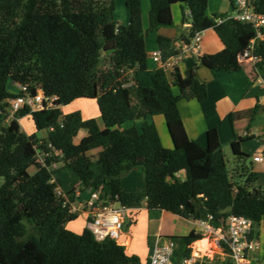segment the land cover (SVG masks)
<instances>
[{
	"label": "trees",
	"instance_id": "obj_1",
	"mask_svg": "<svg viewBox=\"0 0 264 264\" xmlns=\"http://www.w3.org/2000/svg\"><path fill=\"white\" fill-rule=\"evenodd\" d=\"M126 4L128 25L114 18L115 0H0L1 264H144L113 238L99 239L89 227L80 233L66 227L78 218L56 189L61 186L57 173L67 168L85 189L101 186L104 200L128 207L146 201L149 209H163L186 219L212 215L215 226L230 214L257 222L264 219V187L253 185L258 173L250 171L245 182L235 180L222 147L211 149L187 133L179 101L205 100L207 84L196 68L184 73L175 68L179 88L175 94L172 72L148 68L146 47L147 31L172 26L173 7L181 4L190 10L182 16L190 26L180 37V47L172 38L158 36L163 58L179 55L198 31L213 28L224 47L200 55L199 62L218 71L238 70L237 56L251 44L254 28L234 18L219 21L224 13L209 16L208 0H150L149 28L145 30L142 0H126ZM253 53L259 57L256 66L264 77V40L255 42ZM142 72L152 85L143 83ZM9 80L25 90L13 93ZM40 90L58 97L55 107L33 111L25 106L7 121L10 99L24 93L36 95ZM83 97L97 101L104 127L95 117L84 118L79 110L64 113L63 105ZM257 112L258 105L232 111L229 119L234 128L236 120L252 119ZM26 114L32 115L37 130L33 135L21 128L19 117ZM157 115L166 119L173 148L163 145L156 123L149 121ZM136 120H143L140 128ZM125 123L132 125L123 128ZM81 129L88 134L76 143ZM249 138L235 134L231 142L240 162L250 156L242 148ZM38 148L51 154L46 165L39 160ZM96 149L100 151L94 157ZM53 162L62 165L52 170ZM32 166L36 167L33 173ZM139 166L144 170L145 187L124 190L122 176ZM181 171L186 173L183 180ZM171 237L181 257L191 255L192 244L203 234L193 229ZM224 264L233 262L228 258Z\"/></svg>",
	"mask_w": 264,
	"mask_h": 264
},
{
	"label": "crops",
	"instance_id": "obj_2",
	"mask_svg": "<svg viewBox=\"0 0 264 264\" xmlns=\"http://www.w3.org/2000/svg\"><path fill=\"white\" fill-rule=\"evenodd\" d=\"M115 4L114 18L119 23L128 25L130 23V11L126 4V0H115ZM149 9L150 0H142L143 23L145 30L149 28ZM231 11L232 0H208L207 14L209 16H213L216 13L229 14ZM183 12L189 15L190 10L186 8V6L175 4L173 7L174 24L172 26H163L156 30L147 31L146 47L149 54V69L158 67V65L155 64L156 62L153 58V52L160 50L158 43L159 35L170 37L175 41V44L178 47L182 46L180 37L183 32L188 31L190 26V22L183 23ZM223 47L224 44L216 31L213 28H209L203 32L200 52L197 54H189L177 61L176 68L182 73L189 68H196L199 78L204 81L208 87V97L203 101L197 99H181L179 101L180 112L187 133L192 139H197L211 149L222 147L225 154L227 148H232L231 142L234 139L235 134L239 136H251L252 138L247 139L243 143L242 148L246 153L251 154L250 158L254 165L253 171L258 173V179L253 185L261 186V184H264L262 183V179H264V89L256 79L252 65L248 61L241 63L240 69L231 71L210 69L199 62L200 55L204 53L218 52L222 50ZM169 71L170 73L174 72V70ZM170 75L173 79L172 89L175 94H178L179 88L174 79V73ZM141 79L145 85H152L151 79L145 72L141 73ZM13 87L16 89V93H19L21 90L20 86L15 82H13ZM261 95L262 100H259V96ZM74 101H77V99ZM73 104L76 105L75 110L81 111L84 118L95 117L101 127L105 126L100 112L95 114L87 113L85 111L86 107L84 102H74ZM257 105L258 112L252 119L248 117L238 119L234 122L233 128L229 119L230 112L248 110ZM66 106L67 105H63L62 109ZM161 116L163 115L151 117L149 118V121H154L156 123L163 145L168 148H173L174 143L170 132L169 141L171 142V146L170 142H165L161 133L160 124L167 126L166 119L164 118V120H162ZM139 122L143 123V120L135 121L137 127ZM87 134V129H81L75 137V142L78 143L82 137ZM99 151V149L93 151L92 154L94 157L97 156ZM256 154H262L263 160L255 161L254 156ZM61 165L62 164L60 163L59 167ZM95 170L98 171L97 169ZM142 172H144V170H131L124 174L122 176L123 189L126 191L143 189L145 184L142 180L141 183H137L138 185L133 184V178L139 175V177H142ZM179 177L182 180L185 179L186 173L181 171ZM57 178H59V176H57ZM73 178L72 185L69 187L64 186L62 187V190L67 194L70 192H72V194L80 193L82 198H88L89 189L84 188L76 174ZM136 186H140V189H137ZM129 208L128 214L130 216H135V221L131 227H134V230L132 232H129L128 229L123 230L121 239L118 242L124 245L129 253L137 254L144 264L147 262L149 264L152 246L159 235L182 236L188 234L193 229H196L197 231L201 230V227L192 219L183 218L163 209H149L146 201H143L140 206ZM78 217H80L79 220L68 224L71 230L80 232L85 227L90 228L88 213H80L78 214ZM167 220H171V223L185 220L187 228L180 235L177 233H165L163 230ZM133 232H136L137 235H134Z\"/></svg>",
	"mask_w": 264,
	"mask_h": 264
},
{
	"label": "built area",
	"instance_id": "obj_3",
	"mask_svg": "<svg viewBox=\"0 0 264 264\" xmlns=\"http://www.w3.org/2000/svg\"><path fill=\"white\" fill-rule=\"evenodd\" d=\"M229 18L250 24L255 30V37L249 47L238 54V61H248L252 65L256 79L264 89V77L257 69L259 57L253 53L254 44L257 40H264V2L261 0H232V11L225 17L219 19L224 21ZM204 31H198L191 42L183 47L179 55L163 58L160 50L153 52V58L158 67L165 70H174L176 63L184 56L197 54L201 49V40ZM22 90L25 87L19 85ZM56 95L47 96L43 90L36 95L27 93L10 99L9 116L7 121L16 117V113L23 107L29 106L31 110H41L55 107ZM262 100V95L259 96ZM51 147V144H49ZM38 157L43 165H46V158L51 156L50 152L38 148ZM55 154H58L56 151ZM255 161L263 160L262 154L254 156ZM59 162H53L49 166L54 170L59 167ZM56 181V176L51 180ZM102 187L90 188L88 198L84 199L80 193L68 195L61 186H58L57 193L64 198V205L69 207L72 213H88L90 228L97 238L121 239L125 216L129 207L119 201H106L101 197ZM213 216L206 219L194 220L201 227L203 238L208 240L222 253L226 254L233 264H264V219L257 222L254 219L238 214H230L220 226L212 224ZM177 241L171 236L159 235L152 246L149 257V264H204L199 256L193 252L189 256H177Z\"/></svg>",
	"mask_w": 264,
	"mask_h": 264
},
{
	"label": "rangeland",
	"instance_id": "obj_4",
	"mask_svg": "<svg viewBox=\"0 0 264 264\" xmlns=\"http://www.w3.org/2000/svg\"><path fill=\"white\" fill-rule=\"evenodd\" d=\"M156 64V63H155ZM8 88L13 92L16 93V89L13 87V82L12 80H9L8 82ZM178 94H179V89H178ZM74 102H84L85 103V111L87 113L90 114H95V113H99V107L97 104V101L93 98H89V97H83V98H79L77 99V101H73L70 104H68L66 107H64L63 111L64 113H69V112H73L76 111L75 107L76 105L73 104ZM70 106V107H68ZM74 109V110H73ZM20 125L22 130L27 134V135H33L35 132H37L33 119H32V115L31 114H26L24 116H20ZM162 120H164V116H161ZM132 125V123H125L123 125V128H128ZM160 129H161V133L163 135V138L165 140L166 143H169L170 141V136H169V131L167 129V126H163L162 124H160ZM142 126V122L138 123V127L140 128ZM38 134V133H37ZM170 146H171V142H170ZM172 148V147H171ZM226 157H227V166L228 169L230 171V173L233 175V178L239 179L243 182L246 181L248 173L250 171H253L254 165L252 163L251 160V154H249L250 156H246L245 158H243L242 162H240L237 157L234 155L232 148H227L226 150ZM94 168L97 169V165H94ZM247 170H244V169ZM132 170H143V167L139 166L136 167ZM36 171V167L32 166L30 168V172H35ZM75 172L72 169H62V171L57 173V176H59L60 180H61V188L62 187H66V186H71L72 185V181H73V176H75ZM141 174V173H140ZM140 176V175H139ZM136 176L135 178H133V184L138 185L137 183H141L142 182L145 184V176H144V172H142V177ZM3 181V178L0 177V184ZM262 183H264V179H262ZM262 187H264V184H261ZM137 189H140V186H136ZM128 214V212H127ZM125 216V222H124V226H123V230L128 229L129 232H132L134 230V227L131 228L133 226L134 223V219L135 216H130L129 214ZM135 214V213H134ZM80 217L69 221L66 223V227L68 229L69 226L68 224L70 222H76L77 220H79ZM186 221L185 220H179L177 223H171V220H167L165 222V226H164V232L165 233H177L178 235H180L183 231H185V229L187 228V225H185ZM74 231V230H73ZM82 231V230H81ZM80 231V232H81ZM76 232V231H75ZM77 232V233H80ZM134 235H137L136 232H133ZM205 238L207 239V247L202 250L200 249L197 245L196 242H194L192 244V248H193V253L199 256V260L203 261L204 264H224L225 261L229 258L226 254L222 253L220 249H217L209 240L208 237L205 236ZM200 240V239H199ZM145 264H148L145 263Z\"/></svg>",
	"mask_w": 264,
	"mask_h": 264
},
{
	"label": "bare ground",
	"instance_id": "obj_5",
	"mask_svg": "<svg viewBox=\"0 0 264 264\" xmlns=\"http://www.w3.org/2000/svg\"><path fill=\"white\" fill-rule=\"evenodd\" d=\"M207 244L208 243H207V239L206 238L197 240V242H196V245L202 250H204L207 247Z\"/></svg>",
	"mask_w": 264,
	"mask_h": 264
},
{
	"label": "water",
	"instance_id": "obj_6",
	"mask_svg": "<svg viewBox=\"0 0 264 264\" xmlns=\"http://www.w3.org/2000/svg\"><path fill=\"white\" fill-rule=\"evenodd\" d=\"M42 132H45V133H46V132H47V130H46V129H43V130H42Z\"/></svg>",
	"mask_w": 264,
	"mask_h": 264
},
{
	"label": "clouds",
	"instance_id": "obj_7",
	"mask_svg": "<svg viewBox=\"0 0 264 264\" xmlns=\"http://www.w3.org/2000/svg\"><path fill=\"white\" fill-rule=\"evenodd\" d=\"M190 14V13H189ZM203 239V238H202Z\"/></svg>",
	"mask_w": 264,
	"mask_h": 264
}]
</instances>
